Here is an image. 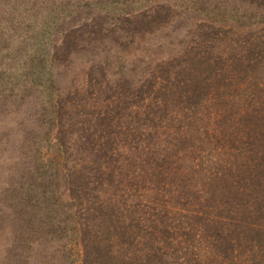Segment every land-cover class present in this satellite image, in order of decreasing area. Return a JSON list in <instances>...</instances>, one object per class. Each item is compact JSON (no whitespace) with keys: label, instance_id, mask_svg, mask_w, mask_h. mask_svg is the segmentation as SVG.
<instances>
[{"label":"rangeland","instance_id":"rangeland-1","mask_svg":"<svg viewBox=\"0 0 264 264\" xmlns=\"http://www.w3.org/2000/svg\"><path fill=\"white\" fill-rule=\"evenodd\" d=\"M228 1L36 0L56 9L57 20L37 30L40 21L29 23L23 30L28 40L0 37V48L11 50L4 60L12 67L17 55L12 46L26 56L20 59H27L29 50L35 51L29 47L32 36L42 39L31 57L37 64L51 59L49 53L55 62L65 61L50 88L38 85L39 74L32 77L26 68L24 81L15 89L4 83L0 89V264H82L78 217L86 215L83 209L77 211L68 192L56 190L63 202L52 203L57 217L46 223L21 200L22 184L34 182L19 162L28 143L32 152L40 146L44 160L54 157L58 171L89 165V157L57 149L61 124L73 139L89 136L90 144L104 149L99 161L112 180H104L99 199L108 226L105 231L96 228V237L111 238L114 256L130 251L120 240L133 238L141 244L143 260L149 261L150 246L155 249L157 264H264V214L251 199L248 205L234 199L235 207L228 211L226 200L243 191L231 187L212 192L221 167L238 153L234 144L239 136L229 128L222 137L219 120L230 112L222 91L228 99L252 95L255 104L264 94L255 84L264 88V76L246 78L245 73L240 79L233 68L249 41L264 37V18L240 17L232 28ZM22 4L16 10L20 15ZM146 18L153 22L143 28L136 24ZM205 22L215 37L208 45L215 47L211 62L217 79L211 73L213 86L203 78L194 85L188 78L182 83L186 77L174 73L171 62L184 55L181 37L202 34L197 26ZM221 34L224 38L218 41ZM8 71L6 82L16 77ZM176 78L181 79L178 87L199 92L195 104L189 95L182 94L181 100L182 95L165 91L162 81ZM40 181H35L39 190ZM124 223L130 227L123 230ZM48 229L53 231L50 236L43 234Z\"/></svg>","mask_w":264,"mask_h":264},{"label":"trees","instance_id":"trees-1","mask_svg":"<svg viewBox=\"0 0 264 264\" xmlns=\"http://www.w3.org/2000/svg\"><path fill=\"white\" fill-rule=\"evenodd\" d=\"M18 2L20 6L24 2L22 4V7L25 6L22 10L24 14L21 11L22 14L20 15V12L16 11L21 10V7L18 6ZM35 3L36 0H12L11 2L0 0V37L11 36L15 40L22 41L23 38L28 40L29 38H25L26 33H24L23 30L25 27H28L29 23L32 24L33 22L40 21V24L34 28V30H37L49 28L50 24L54 22V20H57V18L54 17V15H56V9L51 7L48 8L44 5H37ZM160 8H164V4H162ZM228 8L231 12L230 21L234 20L231 24L232 28L234 22L237 23L240 17L244 19H249L250 17L259 19L264 18V0H232L228 1ZM142 20L143 19H140L136 23L141 28L148 22H153L146 18V21L142 23ZM200 25L203 31L202 34L200 32L197 36L189 40L181 37V42L185 41L183 45L187 42L181 47V51L184 55L179 57V61L171 62V68L174 73L186 77L182 80V83L188 78V83L192 82L194 85L200 78H203V80L207 81L209 86H213L215 81L210 80V74L213 73V79H217L214 71L215 63L211 62L215 47H213V45H208V42L210 41L213 43L212 40L215 39V37L210 35L211 29L208 28L210 26L208 22L199 23L197 29ZM204 26L205 28H203ZM222 38H224V34H221L218 41ZM36 39L35 36L30 38L31 41L29 44L32 45L29 47L38 51L42 39ZM12 48L17 51V55L15 56L16 62H13L14 67L7 63L9 55H12L11 50H8L6 46L0 48V89L6 84L11 89H15L21 81H24L23 79L26 74L23 75V71L26 68L31 69L32 77L39 74L38 85L43 83L47 88H50L51 85L58 82H56L55 75L61 73L62 67L60 65H63L65 61L55 62L52 55L49 53L48 55L51 59L43 65L42 62L38 60L40 63L37 64L31 58L37 52L29 50L27 59L22 60L20 58L26 56H22L18 48L13 46ZM202 49L203 51H200ZM233 68L236 70L235 75L240 79L245 73L246 78L248 74L260 76L258 78L259 80L264 76V37H262L261 34L258 35L256 39L253 38L249 41L248 48L244 54L236 56ZM7 71L16 72V77L10 80L14 81V83L10 84V81L6 82V80L9 79L8 76L5 75ZM22 75L23 78H21ZM180 80L181 79L176 78L175 80L162 81L165 85V91L168 94L170 93L172 97L182 94L185 95V97L189 95L192 101L191 104H195V95H198L199 92H196L195 88L188 89L178 87L181 84L179 83ZM3 83L5 85H2ZM258 83L259 82L255 83L258 89L263 90L264 88L259 86ZM167 86H169V91H167ZM222 93L226 94L224 97V108L228 110L227 105L229 104L230 112L222 113L221 119L219 120V123H223L221 129L223 135H221L224 138L229 128H231V133H234L235 136H239L238 144H234L238 153L234 158L228 157V161L226 160L227 162L221 167V173L217 175L218 181L212 192H220L221 194V192H225V190H229L231 187H233L231 190L243 191L241 194L230 196L228 200H226L228 211L233 210V207H235L234 199L237 203H243V205H248L251 199L252 205L258 206L256 209L259 214H264V94H261L263 97L261 100L262 102L255 104L254 100L251 99L253 97L252 95H249L251 97L248 99L239 97L237 100L228 99L225 91H222ZM176 101L177 100H175V102ZM241 101L247 102L246 106L242 107L243 111L239 108L240 104H242ZM237 111L238 113H236ZM43 113L45 114L46 110H44ZM83 126V130L85 131L87 130L85 127H89L88 124ZM67 131V127L63 124L58 128V136L55 142L57 149L60 150L62 148L64 151L75 150L81 155L79 158L89 157V165L82 164L79 168L73 167V169L68 168L65 171H58V168L54 164V157L52 160L50 158L44 160V156L40 152V146L37 145L33 152V146H30V143L23 146L25 151L22 152L21 149L19 162L24 166V172L26 170V178H32L31 181H34L31 184H27L26 182L22 184L20 193L22 194L21 200L24 208L30 209V207H32L38 210V212L41 213L39 221L42 220L43 223L56 220L57 216H53L51 206L52 203L59 204L63 202H60L61 199L56 193V190L61 187V191H67L68 193L66 195L72 197L73 201L68 200L71 203L74 202L73 204L76 205L77 211H82L83 209L85 212L84 216L86 215L84 219L78 217V225L81 227L82 240V252L81 254L78 253V255H81L82 264H150V262L152 264H157L158 255L155 249L150 246L151 252L148 253L150 262L145 261L140 255V250H138L141 244H139L138 241H134L133 238L126 239V237H124L126 239V241L124 240L125 242L120 240L121 244L125 243L130 251L126 249L124 254L119 255L121 257L118 258L112 253V242L109 236L96 237V228H103V231H105V227L108 226L103 222L104 211H102V209L104 203L99 198L100 191L103 188L102 183H104V180H107V177L110 180H112V177L101 167V162L99 161L104 155V149L100 150L99 147H96L92 143L90 144L89 136L81 139H73L70 132L68 131L67 134ZM232 137L231 135L230 139ZM232 159L234 160L231 161ZM66 162L67 158H65L64 164H66ZM37 179L41 180L39 183L40 190L35 183ZM53 197H56V199ZM40 202L43 205H48V208L43 210ZM39 221H37V223ZM120 227L125 230L130 227V225L124 223ZM24 231L25 229H23V233ZM257 231L259 230L253 231L252 237H254ZM262 231L264 233V230ZM43 234L50 236L53 234V231L48 229L43 231ZM159 255L161 254L159 253Z\"/></svg>","mask_w":264,"mask_h":264}]
</instances>
